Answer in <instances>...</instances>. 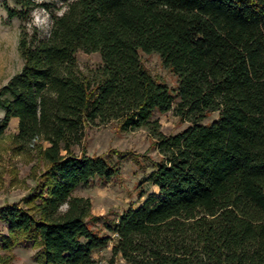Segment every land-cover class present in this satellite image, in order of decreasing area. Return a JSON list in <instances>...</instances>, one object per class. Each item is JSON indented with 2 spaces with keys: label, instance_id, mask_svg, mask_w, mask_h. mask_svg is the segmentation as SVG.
<instances>
[{
  "label": "trees",
  "instance_id": "1",
  "mask_svg": "<svg viewBox=\"0 0 264 264\" xmlns=\"http://www.w3.org/2000/svg\"><path fill=\"white\" fill-rule=\"evenodd\" d=\"M61 1L1 0L22 21L23 64L0 85V140L17 117L15 141L43 169L29 195L0 205V246L32 240L39 264H99L93 253L109 243L108 264H264V0ZM38 7L47 35L32 22ZM78 50L101 57L87 75ZM140 50L160 55L174 91ZM171 109L187 124L165 133L154 114ZM109 121L147 129L159 155L145 178L155 190L111 220L75 194L119 174L83 144L87 126Z\"/></svg>",
  "mask_w": 264,
  "mask_h": 264
},
{
  "label": "rangeland",
  "instance_id": "2",
  "mask_svg": "<svg viewBox=\"0 0 264 264\" xmlns=\"http://www.w3.org/2000/svg\"><path fill=\"white\" fill-rule=\"evenodd\" d=\"M10 6H15L14 0H7ZM54 11H59L61 0H51ZM39 17L40 23H33L47 35L51 26V16L48 10L38 7L32 12ZM22 21L18 17H8L0 0V85L4 84L22 66L23 60L18 49V40ZM144 67L154 76L163 80L172 91L177 85V76L166 67L160 55L153 52L139 51ZM78 70L88 74L101 62L98 52L78 50L76 53ZM4 111L0 108V120ZM217 114L210 113L205 122H210ZM155 118L161 123L165 133L181 130L187 124L182 121L174 110L155 112ZM18 131V118L12 117L0 140V205L20 201L33 191L35 180L43 169L38 150L33 146L23 147L15 141L14 134ZM153 137L145 128L122 130L116 121L87 126L85 129L84 146L88 154L103 155L119 167V174L106 181L94 177L88 184L80 185L75 194L88 197L91 201V212L104 219H116L129 206H136L141 190H155L148 181L147 175L153 169L159 155L153 146ZM46 145V143H44ZM79 151V147H76ZM101 233H107L102 227V219L95 225ZM7 233V224L0 220L1 234ZM1 242V238H0ZM109 243L102 249L94 251L93 256L99 264H108L111 257ZM37 248L32 240H25L11 249L0 246V256L12 255L11 262L15 264H39L34 254ZM116 264H126L117 256Z\"/></svg>",
  "mask_w": 264,
  "mask_h": 264
},
{
  "label": "clouds",
  "instance_id": "3",
  "mask_svg": "<svg viewBox=\"0 0 264 264\" xmlns=\"http://www.w3.org/2000/svg\"><path fill=\"white\" fill-rule=\"evenodd\" d=\"M62 14H63L62 12L58 13V15H62ZM33 17H34L33 23H40V19L38 16L35 15V13H33Z\"/></svg>",
  "mask_w": 264,
  "mask_h": 264
}]
</instances>
